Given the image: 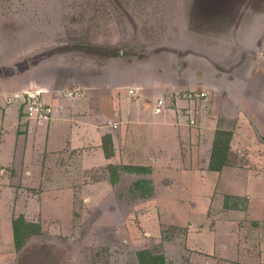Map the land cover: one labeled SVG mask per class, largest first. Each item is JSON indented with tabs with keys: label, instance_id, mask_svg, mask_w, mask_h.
Returning <instances> with one entry per match:
<instances>
[{
	"label": "rangeland",
	"instance_id": "374dc122",
	"mask_svg": "<svg viewBox=\"0 0 264 264\" xmlns=\"http://www.w3.org/2000/svg\"><path fill=\"white\" fill-rule=\"evenodd\" d=\"M135 82L142 95L163 93L157 112L180 126H195L209 107L208 133L185 140L173 132L196 152L166 164L200 173L204 188L198 180L189 187V176L184 186L152 177L149 159L83 164L79 151L66 150L47 158L34 182L18 177L23 168L2 164L0 264H141L142 248L163 252L167 264H195V247L205 248L197 240L221 241L220 227L211 230L227 204L251 210L252 192L236 180L264 176V0H0V114L5 103L19 108L9 99L25 91L49 99ZM200 89L208 95L188 106L176 98ZM28 125L19 118L16 128ZM7 130L0 126V141ZM217 130L221 170L210 166ZM112 144L104 139L103 154ZM139 163L150 170L126 167ZM138 179H149L146 198ZM19 215L41 227L31 226L20 248L12 228Z\"/></svg>",
	"mask_w": 264,
	"mask_h": 264
},
{
	"label": "crops",
	"instance_id": "0c3cea01",
	"mask_svg": "<svg viewBox=\"0 0 264 264\" xmlns=\"http://www.w3.org/2000/svg\"><path fill=\"white\" fill-rule=\"evenodd\" d=\"M135 83L130 84L131 86L117 83L110 89L106 87L102 92L89 90V93L81 89V93L72 96L65 94L66 96L59 97L60 94H50L49 99H45L52 107L51 118L32 121L27 132H19L16 128L20 118L17 103H5V108H2L0 114V126L3 125L5 130H9L8 133H3L0 141V167L4 164L2 169L8 166L19 170L23 168L25 173H19L18 177L34 182L42 177L35 179L47 158L66 150L70 153L79 151L77 157L83 164H92L104 157L106 160L111 159V162H116L115 160L122 157L143 159L141 161L146 162L149 159L154 161V166L151 167L152 177L159 175V178L164 177L163 180L167 184L184 186L187 183L185 177L189 176V187H194L195 180H198L204 188L206 183L200 173H190L186 166L169 167L166 164L184 158L185 152H196V149L191 150L190 147L183 148L180 141L183 140L182 136L174 138L173 132L176 134L177 131H183L185 140L208 133L211 129L208 121L209 107H205L207 111H200L201 121L195 126H180L168 113L157 112L155 105L163 93L153 97L142 95L143 84ZM157 86L161 90V85ZM130 87L135 88L134 93L129 92ZM133 96L137 97L131 99ZM113 121L119 123L117 127L111 124ZM258 130L264 134V128L260 125ZM104 139L113 142L109 156L103 154ZM150 146L154 147L153 151ZM168 174L171 175L170 178L166 177ZM224 174L226 176L225 171ZM171 179L174 182H170ZM236 182L241 183L244 193L252 192L249 200L244 199L249 202L247 207L250 206L251 210L244 211L235 205L227 204L223 218L213 225L214 229L211 230L216 231L220 227L221 241H206V237L197 240L205 248L203 251L200 247H195L199 250L194 251L195 255L197 254L194 258L198 261H195V264H264V176L261 179H241L240 182L237 179ZM192 192L193 189H190L191 195ZM248 212H251V215L248 214L250 217L246 215ZM240 214L243 219H239ZM211 231L205 234L211 236Z\"/></svg>",
	"mask_w": 264,
	"mask_h": 264
},
{
	"label": "built area",
	"instance_id": "2783aa9c",
	"mask_svg": "<svg viewBox=\"0 0 264 264\" xmlns=\"http://www.w3.org/2000/svg\"><path fill=\"white\" fill-rule=\"evenodd\" d=\"M42 91L37 90L36 92L32 91H25L22 94H15L16 99L10 98V101L17 100L19 103V113H20V119H22L23 122L30 124L32 121H44L49 120L52 116V107L47 103L45 98L43 97ZM80 88H73L65 91V94L67 96H72L81 93ZM130 93L135 92L134 87L129 88ZM208 95V91L205 89L200 90H189L185 92L183 95L181 93L177 94L178 100H186L187 106L190 104V101L194 100H202ZM165 104V97H160L157 100L156 109H160L161 105ZM184 109H182L181 112H183ZM185 112V111H184ZM191 123L195 122V119L191 117L189 119ZM114 127H117L116 123L113 125Z\"/></svg>",
	"mask_w": 264,
	"mask_h": 264
},
{
	"label": "trees",
	"instance_id": "16d2710c",
	"mask_svg": "<svg viewBox=\"0 0 264 264\" xmlns=\"http://www.w3.org/2000/svg\"><path fill=\"white\" fill-rule=\"evenodd\" d=\"M223 131V130H222ZM222 131L217 130V137L214 143L213 147V153L211 156L210 160V166L213 169H220L224 163L226 162V152H223V162H218L215 157V150L218 147H221L220 141L217 139L218 135ZM226 133V132H223ZM224 148L227 150L229 148L228 143L224 145ZM220 151V150H217ZM127 168L133 169V170H146L147 168L150 170V167H146L144 165H126ZM114 175L115 179H117V174H116V169L114 170ZM149 180V179H148ZM147 179H138L137 180V187L140 189L141 193L143 196L141 197H146L149 196L150 191H149V186L148 184L150 183ZM135 187V188H137ZM139 195V197H140ZM37 227L38 231L40 230V224L37 221H32L26 219L23 215H19L13 219V229H14V237H15V243L18 248L21 247L23 244L25 237L29 234L30 227ZM137 256L141 264H167V258L166 255L163 252H158L155 253L149 248H142L137 251Z\"/></svg>",
	"mask_w": 264,
	"mask_h": 264
}]
</instances>
